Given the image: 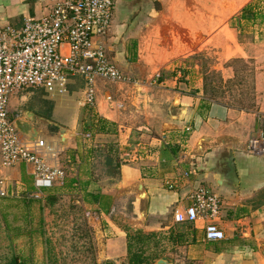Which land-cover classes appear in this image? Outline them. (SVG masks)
<instances>
[{
  "label": "crops",
  "instance_id": "crops-1",
  "mask_svg": "<svg viewBox=\"0 0 264 264\" xmlns=\"http://www.w3.org/2000/svg\"><path fill=\"white\" fill-rule=\"evenodd\" d=\"M57 1L0 0V27L40 20ZM96 42L122 76L119 82L95 81V114L112 129L96 134L95 142H82V134L61 147L43 139L47 147L40 152L64 168L65 182L79 181L77 193L109 198L105 208L88 201L103 219L100 259L126 263L128 230H143L163 238L171 253L163 256L175 264H264V155L247 151L249 140L264 131V0H116L110 32ZM211 54L229 78L238 72L232 61L251 65L254 107L236 108L226 99L206 97L199 65L179 62ZM86 90L84 78L73 77L63 105L52 103L53 114L70 119L73 131L80 128ZM34 92L45 91H20L12 105L18 103L20 110L21 97L25 102ZM103 142L118 150L116 160L107 161L114 168L104 175L107 187L101 185L104 176H94L97 163L106 167L96 159ZM230 151L234 182L228 180ZM4 176L12 191L23 192L34 181L32 168L24 164L6 169ZM138 184L145 199L133 191ZM198 189L220 199L214 221L225 240L207 241L205 220L175 221ZM113 216L128 228L117 225Z\"/></svg>",
  "mask_w": 264,
  "mask_h": 264
},
{
  "label": "built area",
  "instance_id": "built-area-1",
  "mask_svg": "<svg viewBox=\"0 0 264 264\" xmlns=\"http://www.w3.org/2000/svg\"><path fill=\"white\" fill-rule=\"evenodd\" d=\"M115 1L59 0L40 20L26 19L19 28L0 27V198L10 190L4 171L18 163L31 166L37 188L53 187L66 178L64 168L50 164L40 152L47 147L43 139L21 141L14 127L16 118H10V98L27 89L66 93L70 79L80 76L87 85L85 106H95L97 79L122 80L105 47L96 42L110 32ZM247 151L264 155V131L249 140ZM189 200L191 204L176 213L175 221L205 220V239L225 240L224 231L214 221L220 214V199L198 189Z\"/></svg>",
  "mask_w": 264,
  "mask_h": 264
},
{
  "label": "rangeland",
  "instance_id": "rangeland-1",
  "mask_svg": "<svg viewBox=\"0 0 264 264\" xmlns=\"http://www.w3.org/2000/svg\"><path fill=\"white\" fill-rule=\"evenodd\" d=\"M179 62L180 64L187 63L189 66L192 63L199 65L206 97L221 101L226 99L228 104L236 108L254 107L255 96L251 65L232 61L230 64L238 72L235 77L229 78L227 74H222V71L218 70L219 62L216 55L211 54ZM24 93L27 94V92ZM66 97L67 93L34 92L27 96L29 99L25 102L22 97L21 100H18H20L21 109L26 104L27 107L24 106L26 108L24 110L34 112L39 117L38 124L35 126L40 131V138L45 139L49 145L55 144L61 147L68 139L73 140L78 135L81 137L82 134H84L82 142L91 140L95 142L94 137L100 132L97 129H94L93 132L85 130L88 127L86 124L88 120L85 119L88 113L91 117L89 120L96 116L95 106L87 108L84 100L80 112L82 113L80 128L78 127L74 131L68 127L70 119L64 117L62 120L60 114H53L55 113L53 107L56 104L58 107L62 106ZM12 99L17 98L14 96L10 98V118L23 117L24 113H20L19 104L13 106ZM108 129L111 130L112 127ZM62 135H65L66 138H62ZM101 144L103 147L98 151L96 159L104 160L106 167L97 163L98 168L94 171V176L99 179L105 174L114 172V168L107 165V161H115L118 156V150L114 146L106 142ZM49 163L54 164L51 161ZM20 164L22 163H18V165ZM23 173L25 174V172ZM105 176L103 177L104 181L100 182L102 186L106 185L104 187H107L109 183ZM57 184L60 182L55 185ZM20 191L21 189L14 188L13 191L9 190V198H0V264H13L14 260H17L18 264H112L100 259L101 243L104 239L103 223L100 221L103 219L92 209V205L89 203L93 201L88 200L89 198L85 196L87 194L70 192L68 189L57 194L42 191L34 194L35 192H32L30 194L39 198L40 202L34 201L29 206L25 203V197L30 196L27 195L29 188L24 189L23 192ZM112 219L120 227L128 228L118 217L113 216ZM131 232L135 233L134 230ZM138 232L144 233L143 230H138ZM165 245L163 238L157 235L146 243L138 245L135 251H143L146 257L160 258L164 254L170 253L169 246L165 247ZM159 258L152 264H155ZM123 264H127V261Z\"/></svg>",
  "mask_w": 264,
  "mask_h": 264
},
{
  "label": "trees",
  "instance_id": "trees-1",
  "mask_svg": "<svg viewBox=\"0 0 264 264\" xmlns=\"http://www.w3.org/2000/svg\"><path fill=\"white\" fill-rule=\"evenodd\" d=\"M250 10V6H248L246 9L243 10V13H248ZM27 90H34V89H27ZM43 90V89H40ZM44 91V90H43ZM32 109V107H31ZM48 113V111H47ZM95 116V115H93ZM88 127L86 128V131H91L93 132L94 129H97L98 132H108V126H110L109 123H107L105 120H103L100 117L95 116L94 119L89 120L87 123ZM77 161V159H75ZM72 167L75 166L74 163H71ZM70 168V167H68ZM34 178V177H33ZM25 181H28V179H24ZM30 181V182H29ZM28 183L31 184L29 186V193L35 192L34 194H36V192L38 193L39 191L42 192H49L50 194H57L60 191H63L64 189L68 188L69 190H72L71 192H78L79 188V181L76 179H71L70 181H66L63 180V185L60 188H56V187H44V188H37L35 185V180L33 181L32 184V180H29ZM59 189V190H58ZM36 196H28L25 197L26 201L25 203L27 205L30 206V203L36 201V202H40L39 198H35ZM49 197V196H48ZM87 197L90 198L93 202H95L96 204H99L101 208H105L106 206H108V202H109V198L106 196H102V195H95V194H91L88 193ZM9 198L8 197H3L1 199H6ZM156 234L153 233H149V234H144V233H140L138 231H135V233L131 232L130 230H128V235H127V239H128V261L127 264H152L153 261H155L157 258L159 257H155V256H151V257H146L144 255L143 251H135L136 247L140 244H144L146 243V241H149L150 239L156 237ZM181 240V239H180ZM13 264H18L17 260L13 261Z\"/></svg>",
  "mask_w": 264,
  "mask_h": 264
},
{
  "label": "water",
  "instance_id": "water-1",
  "mask_svg": "<svg viewBox=\"0 0 264 264\" xmlns=\"http://www.w3.org/2000/svg\"><path fill=\"white\" fill-rule=\"evenodd\" d=\"M36 121V123H35ZM39 121V117L31 111H25L24 112V116L23 117H17L14 120V127L16 128V130L19 132V134L27 139L29 142H36L39 138H40V131L39 129L35 126L38 124ZM49 122V121H47ZM62 138H66L65 135H62ZM204 140V139H203ZM202 140V141H203ZM201 144L202 142L199 143V150H201ZM233 152L230 151L229 152V158L227 161V168H228V180H230L231 182H234V179H236V174L234 169V163H233ZM142 185L138 184L137 186H135L133 188V191H135L136 193L139 194V198L140 199H145L146 195L143 192L142 189ZM155 264H175L174 259H172L171 257L168 256H163L161 258H159Z\"/></svg>",
  "mask_w": 264,
  "mask_h": 264
}]
</instances>
